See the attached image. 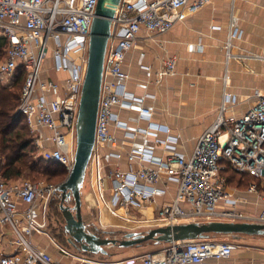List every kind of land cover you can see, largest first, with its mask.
Returning <instances> with one entry per match:
<instances>
[{"label": "built area", "instance_id": "1", "mask_svg": "<svg viewBox=\"0 0 264 264\" xmlns=\"http://www.w3.org/2000/svg\"><path fill=\"white\" fill-rule=\"evenodd\" d=\"M97 2L0 0V37L6 40L0 77L7 82L17 70H22L24 81L17 111L23 116L39 155L57 161L66 173L74 162L78 104ZM208 2L120 0L111 18L95 144L88 163L94 175L88 205L91 210L116 217L118 223L130 225V229L141 231L191 221L264 224V195L257 184L252 180L245 188L230 186L221 174L225 164H229L254 179L264 178V90L256 92L255 103L238 116L224 115L230 94L223 93L215 121L200 133L188 154L178 150V136L168 125L151 121L149 107L141 105L137 114V121L146 124L132 130L118 116L120 107L129 109L133 102L144 99L126 89L129 73L124 68L126 52L140 31L163 33ZM234 34L225 43L227 59L234 56L230 51ZM47 50L50 65L45 67ZM176 59L174 54L163 58L156 72L159 79L175 72ZM50 70H65L67 76L55 80L47 74ZM116 129H122L123 135H117ZM137 135L151 137L161 151L155 153L146 146H129L125 150L126 142H133ZM122 156L126 158V169L118 166ZM111 161L115 167L107 168ZM168 183L174 184L170 196ZM55 190V185L43 180L7 181L0 172V246L6 243L15 248H1L0 264H67L60 260L64 256L73 264H205L208 259H229L238 246L231 241L202 237L165 242L154 250L129 257L85 256L52 240L48 211ZM249 193L259 198L258 207H243ZM148 204L154 206L153 211L145 215L140 210ZM102 222L99 220L98 225L106 227ZM97 227L89 229L100 230ZM35 236L50 240L55 255L47 245L39 246Z\"/></svg>", "mask_w": 264, "mask_h": 264}, {"label": "crops", "instance_id": "2", "mask_svg": "<svg viewBox=\"0 0 264 264\" xmlns=\"http://www.w3.org/2000/svg\"><path fill=\"white\" fill-rule=\"evenodd\" d=\"M231 33H235L230 38V51L234 56L227 59L225 43ZM170 54L177 57L175 72L159 79L156 72L163 58ZM124 68L129 73L126 89L144 99L141 103L133 102L132 108L120 107V120L130 130L137 125H145L144 121H137V114L141 105L147 106L151 109V121L168 125L170 131L178 136V150L188 154L200 133L215 121L223 93L230 94L224 115L238 116L255 103L256 92L264 90V0H209L163 33L142 29L126 52ZM50 71L46 73L55 80L67 76L65 70L53 71L59 73L56 77ZM115 133L122 136L123 130L116 129ZM129 146H146L155 153L161 151L151 137L142 135H137L131 143L127 141L124 149L127 150ZM104 154L106 157L105 150ZM110 166L115 167L114 161L106 165L107 168ZM118 166L126 169L125 156L120 158ZM90 169L89 179L92 183L94 175ZM168 187L170 196L174 184L168 183ZM85 196L88 198L89 193ZM247 198L248 203L243 205L244 208L259 206L260 200L255 194L249 193ZM153 207L148 204L140 212L150 215ZM93 211L98 214L96 222L83 219L89 228L99 226V220L106 225L110 224V220H117L106 212ZM85 212L90 213L87 209ZM97 228L101 230L106 227ZM253 236L264 238V234ZM1 240L6 242V239ZM34 240L38 241L39 246L47 245L55 255L50 240L39 236H35ZM52 240L63 245L54 235ZM67 244L70 243L67 241ZM1 245L0 250L2 247L7 251L15 249L6 243ZM243 245L242 248L238 245L229 259H208L205 264H264V243L244 241ZM135 254L136 251H132L129 256ZM60 260L67 264L74 263L66 256L60 257Z\"/></svg>", "mask_w": 264, "mask_h": 264}, {"label": "water", "instance_id": "3", "mask_svg": "<svg viewBox=\"0 0 264 264\" xmlns=\"http://www.w3.org/2000/svg\"><path fill=\"white\" fill-rule=\"evenodd\" d=\"M120 0H98L92 18L87 46V61L81 85L76 121V144L74 162L65 178L57 184L60 192L59 209L63 217V230L67 241L75 248L107 254L106 247L118 245L139 246L153 240L169 242L208 237L209 234H264V224L254 222L208 221L182 222L167 226L152 227L143 231H125L123 238L103 235L100 230L89 229L81 211V184L95 144V127L98 111L104 55L110 36L111 18ZM71 198L73 204L65 201ZM97 229V228H96ZM108 230H101L107 232Z\"/></svg>", "mask_w": 264, "mask_h": 264}, {"label": "trees", "instance_id": "4", "mask_svg": "<svg viewBox=\"0 0 264 264\" xmlns=\"http://www.w3.org/2000/svg\"><path fill=\"white\" fill-rule=\"evenodd\" d=\"M5 47L6 40L0 37V53L6 51ZM19 73H21L20 75L23 78L21 69H19ZM7 82L4 83L0 80V172L2 177L7 181H16L25 172L44 175L61 172L59 168H63V166L57 161L45 160L41 156L34 155L37 147L28 131L23 116L17 111L20 94L16 90L18 85L16 81ZM228 170L237 176L238 182L235 185L237 187H244L240 184L242 180H247L249 183L251 179H254L251 175L236 171L229 164H225L221 174L225 176L229 184L230 180L226 177V171ZM59 200L60 192L56 190L49 201L48 215L49 219H53L58 225L60 234L58 236L67 243V237L66 239L64 237L66 232L63 230L64 220L58 207ZM67 201L65 203L69 204ZM71 201V204H73V200ZM103 256L101 254L100 257L103 258Z\"/></svg>", "mask_w": 264, "mask_h": 264}, {"label": "rangeland", "instance_id": "5", "mask_svg": "<svg viewBox=\"0 0 264 264\" xmlns=\"http://www.w3.org/2000/svg\"><path fill=\"white\" fill-rule=\"evenodd\" d=\"M6 49V47H5ZM5 51V50H4ZM5 52L0 53V60H2L4 58ZM44 66L47 67L48 65H50V60H49V51L47 50L46 53V57L44 60ZM21 73H19V70L16 71V74L13 78L10 77L7 83H11L13 81H16L17 85H18V89H16L18 91V93H20L21 90V86L23 83V78L22 75H20ZM50 74L52 76L58 75L55 74L53 71H50ZM1 78V77H0ZM2 82H4V79H0ZM5 83V82H4ZM34 155L36 156H40L38 150L35 151ZM61 172L55 174V173H50L48 175H44V174H39V173H29V172H25L22 176H20L18 179H27V180H31V181H47L52 183L53 185L57 186V184L65 178V176L67 175L66 171L63 168H59ZM227 173V175H226ZM225 175L226 177L230 180V186H235L238 182L237 180V176L230 170L226 171ZM90 176V165L87 166L86 169V174H85V178L83 183L81 184V211H82V216L84 220H91L93 222H96L98 220V214L96 211H93L89 208L88 206V198L85 196L87 193H89L91 191L92 193V188H91V182L89 179ZM225 177V176H224ZM254 181L257 184V187L260 191V193H262L264 195V178L261 179H251L250 181ZM249 181V182H250ZM248 183L247 180H242L240 181V184L243 185L244 187L241 188H245ZM93 195V194H92ZM52 197V196H51ZM72 199L69 198L68 199V203L71 205ZM84 206V207H83ZM85 208V209H84ZM88 210V212L90 211V213L85 212V210ZM102 217L107 218L106 215ZM110 224L106 225L107 230H110L112 232H110V234L108 236L111 237H117V238H123L124 237V232L125 231H140V229H130V225L128 227L127 224L124 223H118V220H116L115 222L110 220ZM93 226V225H92ZM48 229L49 232L51 233L52 237L53 235L56 236V238L63 243V245H65L66 247H68L71 251H75L77 253H80L82 255L85 256H90V257H96V258H102L101 253H90V252H86L83 250H78L75 249L73 246H71L70 244H67L64 240L61 239L60 236H58L59 234V228L57 223L52 219H49V223H48ZM144 230H141L143 232H145L146 228H143ZM105 234V233H102ZM60 235V234H59ZM258 235V234H257ZM67 237V234L65 235ZM64 236V237H65ZM208 237H210L211 239L214 240H227V241H231L235 244L239 245V248H242L241 246L243 245L244 241H247L248 243H264V238L263 236H253L251 234H211ZM165 244V242H155L153 240H148L146 242H143L141 245L139 246H135V245H131V246H127V247H122V246H118V245H109L106 247L107 249V254L105 256H103V258L105 259H110L111 257H125V256H129V253H131L132 251H136V253H141L144 251H150V250H154L157 247L163 246ZM104 255V254H103ZM107 257V258H106ZM225 261V260H223Z\"/></svg>", "mask_w": 264, "mask_h": 264}, {"label": "flooded vegetation", "instance_id": "6", "mask_svg": "<svg viewBox=\"0 0 264 264\" xmlns=\"http://www.w3.org/2000/svg\"><path fill=\"white\" fill-rule=\"evenodd\" d=\"M55 191H56V190H55ZM110 232H112V231H110V230H108L107 232H101V231H100V233H105V234H103V235H109ZM77 249H78V248H77Z\"/></svg>", "mask_w": 264, "mask_h": 264}]
</instances>
